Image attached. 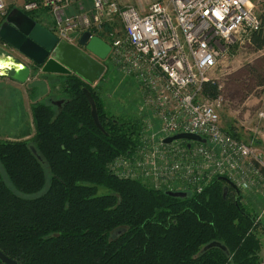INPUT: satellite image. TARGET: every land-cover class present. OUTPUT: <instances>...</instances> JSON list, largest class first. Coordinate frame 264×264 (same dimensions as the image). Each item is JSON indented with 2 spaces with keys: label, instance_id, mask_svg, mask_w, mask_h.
Segmentation results:
<instances>
[{
  "label": "trees",
  "instance_id": "16d2710c",
  "mask_svg": "<svg viewBox=\"0 0 264 264\" xmlns=\"http://www.w3.org/2000/svg\"><path fill=\"white\" fill-rule=\"evenodd\" d=\"M260 19L249 39L255 51H264ZM94 89L67 77L62 99L32 106L31 144L0 141L14 190L0 172V252L18 264H260L264 220L241 193L223 198L220 179L177 198L176 187L114 174L116 160L135 155L142 124L110 116ZM203 93L214 99L221 90L212 82ZM212 243L219 247L204 250Z\"/></svg>",
  "mask_w": 264,
  "mask_h": 264
},
{
  "label": "built area",
  "instance_id": "2783aa9c",
  "mask_svg": "<svg viewBox=\"0 0 264 264\" xmlns=\"http://www.w3.org/2000/svg\"><path fill=\"white\" fill-rule=\"evenodd\" d=\"M12 10L48 12L60 43L81 48L82 34L99 38L113 67L138 85L139 110L147 112L139 147L111 166L116 176L140 175L156 189L190 194L222 179L238 194L264 195V152L224 131L219 113L226 101L203 93L204 84L226 75L231 47L260 30L253 0H157L145 13L131 0H0V25ZM257 117L264 123V112ZM180 134L206 142H164ZM263 214L264 207L256 221Z\"/></svg>",
  "mask_w": 264,
  "mask_h": 264
},
{
  "label": "rangeland",
  "instance_id": "374dc122",
  "mask_svg": "<svg viewBox=\"0 0 264 264\" xmlns=\"http://www.w3.org/2000/svg\"><path fill=\"white\" fill-rule=\"evenodd\" d=\"M131 1L136 4L140 13H145L147 5L157 0ZM253 6L259 19L262 17L264 20V0H253ZM31 16L47 29H51L54 24L53 17L48 12H38ZM101 37L106 39L103 34ZM227 54L225 64L227 73L218 80L221 96L226 101L225 108L219 113L220 126L241 142L247 145L252 144L254 148L264 152V123L258 122L257 117L259 112H264V51H255L250 42L243 41L232 46ZM1 60L5 61L4 65L11 64L12 66L10 70H7L2 67L4 65L0 64V141H26L31 144L34 135L32 106L35 103L49 105L52 100L62 99L61 84L67 77L59 76L50 81L45 88L47 95L40 100L36 99L40 97L38 90L37 94L27 90L18 101V91L12 90L9 94V90L6 89L13 87L11 84H4L6 80L3 81V79L12 75L15 66L26 65L34 73L38 70L29 60L0 41ZM102 63L105 66V72L94 90L105 104L107 113L120 121L138 120L141 122L147 112L139 110L141 93L138 85L131 77L117 71L108 57ZM0 172L8 188L14 191L1 165ZM223 183L225 186L229 185L225 181ZM48 184L47 177L43 192ZM105 193H107L105 190L99 191V194ZM230 196L233 195L230 194ZM241 197L244 203L250 204L257 214L262 212L264 195L258 196L254 192L246 191L241 194ZM260 220H264V214ZM257 236L261 244L259 260L260 264H264V229L262 227L258 229Z\"/></svg>",
  "mask_w": 264,
  "mask_h": 264
},
{
  "label": "water",
  "instance_id": "95a60500",
  "mask_svg": "<svg viewBox=\"0 0 264 264\" xmlns=\"http://www.w3.org/2000/svg\"><path fill=\"white\" fill-rule=\"evenodd\" d=\"M88 37V33L82 34L79 39V46L84 47L88 52L104 60L109 52L108 45L99 38L89 40ZM0 41L29 60L35 67L40 69V73L43 75L70 76L75 73L78 76H82L75 67H79V65L83 66L84 62L88 63L91 60L89 55H82L76 47L58 42V39L49 30L18 10H12L0 25ZM4 63L5 61H0L1 65H4ZM2 67L10 70L11 64ZM29 75L30 68L26 65H19L14 67L10 79L19 84H24L28 80ZM87 82L92 84L93 80H87ZM83 92L91 102L92 118L96 126L100 129L101 126L97 119L92 98L86 90ZM173 140L196 141L203 144L206 142L204 139L191 134H180L168 138L164 142L170 143ZM220 180L227 182L226 180ZM229 188H232V186L228 185L223 189V198H226ZM170 195L177 198H184L186 196L184 192L170 193ZM211 247H219V245L212 243L206 246L204 250ZM0 262L3 264H18L4 256L1 252Z\"/></svg>",
  "mask_w": 264,
  "mask_h": 264
},
{
  "label": "crops",
  "instance_id": "0c3cea01",
  "mask_svg": "<svg viewBox=\"0 0 264 264\" xmlns=\"http://www.w3.org/2000/svg\"><path fill=\"white\" fill-rule=\"evenodd\" d=\"M47 30H49V29H47ZM73 47H75V46H73ZM76 48L82 55L90 54L91 57L90 56L89 57L91 58V60L92 59L93 60H96V59L101 60L97 56H95L92 53L88 52L84 47H81V48L76 47ZM108 54H109V52L107 53L106 58L108 57ZM104 60H102V61H104ZM104 72H105V67L102 68L101 72L99 73V76L95 80H93L92 84H90L92 88L97 86V83H98L99 79L102 77V75L104 74ZM1 75H3V74H1ZM55 77H57V75H43L42 73H40V70H38V72H35V73L30 70L29 78L24 84H19L17 82H14V81H12L10 79V77L9 78H4L3 81L6 80V82H4V84H6V85L11 84L12 87H13V88L6 89V90H9V94L11 93L12 90L18 91V93H19L18 94V101H19V99H21L20 96L23 95V93L25 94V92L27 90H30L31 92L33 91L34 94H37V90H38V94H39L40 97H36V99L40 100V99H42V97H45L47 95V93L45 91V88H47V85H48V83L50 81H53V80L57 79ZM80 80H82L83 82L88 83L87 80H85V79L80 78ZM95 81H96V83H95ZM3 101H4V99H3ZM50 102H54V101L52 100ZM232 191H234V193L236 195H238L235 190H232Z\"/></svg>",
  "mask_w": 264,
  "mask_h": 264
},
{
  "label": "flooded vegetation",
  "instance_id": "af4514ba",
  "mask_svg": "<svg viewBox=\"0 0 264 264\" xmlns=\"http://www.w3.org/2000/svg\"><path fill=\"white\" fill-rule=\"evenodd\" d=\"M28 17H30L32 20H34L31 16H28ZM14 21H16V19H14ZM104 31H106V28H104ZM86 33H88V32H86ZM63 44H65V43H63ZM102 62H103L102 60H98V59H96V60L92 59L88 63L84 62L83 66L79 65V67L78 66L75 67L77 69V71L80 73V75H82L83 77L82 76H78V74H75V73H73L70 76H65V77H77L79 79L82 78V79H85V80H95L99 76V73L101 72L102 68L105 67ZM37 70H40V69L37 68ZM59 76H62V75H57V78ZM88 85L91 86L90 83ZM231 190H233V189H231Z\"/></svg>",
  "mask_w": 264,
  "mask_h": 264
}]
</instances>
